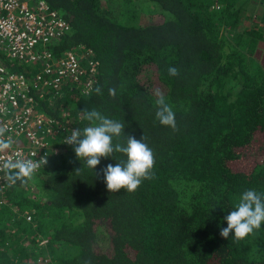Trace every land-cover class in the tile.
I'll return each instance as SVG.
<instances>
[{
	"label": "trees",
	"instance_id": "16d2710c",
	"mask_svg": "<svg viewBox=\"0 0 264 264\" xmlns=\"http://www.w3.org/2000/svg\"><path fill=\"white\" fill-rule=\"evenodd\" d=\"M44 1L70 24L52 52L83 47L98 63L88 95L65 85L39 96L41 110L81 132L84 111L98 110L125 125L113 145L144 135L154 178L110 192L103 169L125 154L92 169L56 142L31 179L4 187L0 264H264V222L240 240L220 235L244 191L264 193V0ZM157 92L176 130L156 119Z\"/></svg>",
	"mask_w": 264,
	"mask_h": 264
},
{
	"label": "built area",
	"instance_id": "2783aa9c",
	"mask_svg": "<svg viewBox=\"0 0 264 264\" xmlns=\"http://www.w3.org/2000/svg\"><path fill=\"white\" fill-rule=\"evenodd\" d=\"M69 29L65 17L44 0H0V126L8 129L5 139L11 136L14 140L0 152V168L9 158L48 159L59 151L56 142L64 144L73 132L43 112L39 101L46 93L55 97L65 85L75 88L84 84L88 90L96 79L98 60L88 57L83 47L60 55L48 47ZM15 60H39L42 66L27 74L11 68L10 62ZM7 182L6 172L0 170V205L7 203L3 194Z\"/></svg>",
	"mask_w": 264,
	"mask_h": 264
},
{
	"label": "clouds",
	"instance_id": "9594fccd",
	"mask_svg": "<svg viewBox=\"0 0 264 264\" xmlns=\"http://www.w3.org/2000/svg\"><path fill=\"white\" fill-rule=\"evenodd\" d=\"M170 76L179 74L176 67H169ZM97 95H103V90L96 87ZM110 96H116V89L109 88ZM86 90L84 95H88ZM156 119L164 126H169L176 130V118L172 107L166 102L164 94L157 92ZM83 119L90 122L83 131L74 129L71 136L65 143L74 146L77 157L86 160L88 168L96 169L100 164L101 158L113 156L114 152L123 153L127 156L126 161L118 162L113 166L109 163L103 169L107 188L110 192H116L126 188L128 191H135L143 179L154 178L151 171L154 166V154L152 149L144 142L143 135L137 139L132 135H127L125 144L116 143L113 145V137H119L124 132L125 125L117 120L108 118L98 110L84 111ZM8 131L6 127L0 126V152L8 149L14 140L11 136L5 139L4 134ZM41 163L46 165L47 159H41L40 162H34L31 159L17 158L7 159L3 162L2 168L6 172L8 181L15 184L17 181L26 182L27 179L35 174ZM82 168L76 169L79 173ZM227 227L220 230V235L228 239L230 233L234 231V237L237 240L245 238L255 229L261 227L264 222V193H259L253 189L244 191L234 209L225 217Z\"/></svg>",
	"mask_w": 264,
	"mask_h": 264
},
{
	"label": "rangeland",
	"instance_id": "374dc122",
	"mask_svg": "<svg viewBox=\"0 0 264 264\" xmlns=\"http://www.w3.org/2000/svg\"><path fill=\"white\" fill-rule=\"evenodd\" d=\"M154 17L155 16H153V18ZM102 235L104 236V238H102V240L100 242H101L102 245H106L108 243V241L106 240V235H104L103 233H102Z\"/></svg>",
	"mask_w": 264,
	"mask_h": 264
}]
</instances>
